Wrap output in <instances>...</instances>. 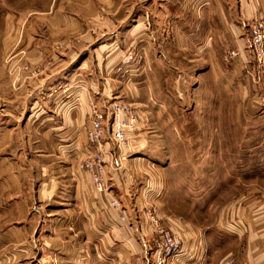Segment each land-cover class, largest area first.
<instances>
[{
  "label": "crops",
  "instance_id": "0c3cea01",
  "mask_svg": "<svg viewBox=\"0 0 264 264\" xmlns=\"http://www.w3.org/2000/svg\"><path fill=\"white\" fill-rule=\"evenodd\" d=\"M27 8L6 19L24 25L25 39L43 41L48 33L65 41L71 59L86 54L75 66L55 63L36 79L8 76L18 88L11 96L15 112L0 113V264H52L53 258L58 264H152L153 233L145 213L151 205L182 239L171 264H224L230 257L236 264H264L262 200L225 209L223 232L241 241L239 248L220 239L229 236L168 215L165 169L153 161L148 138L153 114L145 109L158 103L154 97L165 88L164 79L154 75L158 65L167 66L174 56L187 57L193 67L199 66L197 57L210 58L211 66L224 42L242 49L243 25L264 18V0H33ZM122 39L144 42L142 84H121L116 77L125 56ZM153 45L167 61L149 56ZM48 50L27 48L33 61ZM8 68L11 73L12 65ZM63 82L70 93L56 94ZM113 98L145 107L143 115L134 107L138 131L123 145L108 128L100 148L91 151L92 107L108 109ZM96 153L106 166L104 192L82 168Z\"/></svg>",
  "mask_w": 264,
  "mask_h": 264
},
{
  "label": "rangeland",
  "instance_id": "374dc122",
  "mask_svg": "<svg viewBox=\"0 0 264 264\" xmlns=\"http://www.w3.org/2000/svg\"><path fill=\"white\" fill-rule=\"evenodd\" d=\"M32 2L0 0V113L15 112L11 96L18 86L8 76L15 77V81L23 75L29 80L36 79L52 70L55 63L75 66L76 59L86 54L78 52L77 58L71 59L69 48L63 46L65 41L48 33L43 41L25 39L24 25L6 21L8 15L17 11L27 12ZM253 21L243 25V48L224 42L211 66L210 58L197 57L199 66L193 67L187 65V57L174 56L169 57L172 63L167 66L158 65L159 71L154 75L164 79L163 94L154 97L156 105L143 106L153 114L148 121V138L153 161L165 169L164 206L168 215L226 236H229L223 232L226 207L239 208L253 198L264 202V68L255 60L251 47L249 25ZM97 42L87 51L98 46ZM34 44L41 50L49 48V54L33 61L27 48H33ZM23 45L26 50L17 51ZM122 46L125 56L116 68V77L121 84L144 83V42L131 45L128 39H122ZM151 48L155 56L149 55L152 59L167 61L159 46ZM229 51L238 55L229 58ZM51 52L57 55L51 56ZM176 64H181L184 72ZM54 92L67 95L70 87L58 83ZM122 100L113 98L108 109L112 102ZM133 107L143 115L141 107ZM96 108L103 110L95 105L91 115ZM220 239L233 247L242 245L235 236Z\"/></svg>",
  "mask_w": 264,
  "mask_h": 264
},
{
  "label": "built area",
  "instance_id": "2783aa9c",
  "mask_svg": "<svg viewBox=\"0 0 264 264\" xmlns=\"http://www.w3.org/2000/svg\"><path fill=\"white\" fill-rule=\"evenodd\" d=\"M249 34L255 60L260 67L264 68V18L256 19L249 25ZM227 55L229 58H234L238 53L229 51ZM138 121L137 109L122 101L112 102L109 109H94L87 131L89 148L91 151L100 148L108 128L111 129L112 138L117 144L126 145L128 134L137 133ZM82 168L91 176L98 192L107 190L106 166L101 153L90 154L84 160ZM112 207L115 209L120 207L118 199L112 201ZM145 213L153 233L152 264H171L181 253V237L172 228L166 226L156 206L151 205ZM121 218L123 221H127L126 215H122ZM52 264H58L57 259L53 258ZM224 264H236V261L230 257Z\"/></svg>",
  "mask_w": 264,
  "mask_h": 264
}]
</instances>
